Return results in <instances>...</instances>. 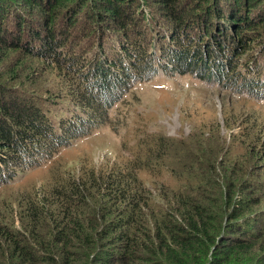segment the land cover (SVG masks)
Masks as SVG:
<instances>
[{
    "label": "trees",
    "instance_id": "1",
    "mask_svg": "<svg viewBox=\"0 0 264 264\" xmlns=\"http://www.w3.org/2000/svg\"><path fill=\"white\" fill-rule=\"evenodd\" d=\"M155 1L169 20L163 25L170 28L162 35V63L155 52L148 54L146 34L135 31L142 26L134 19L139 0H0L1 184L9 181L3 173L16 178L13 166L24 171L40 167L59 148L97 129L93 119L107 121L105 108L120 99L113 101L116 91L150 80L161 70L159 64L164 72L223 80L226 86L246 80L241 61L264 40V0ZM193 18L201 24L193 29L198 35L192 40ZM225 19L229 26L222 23ZM86 20L96 30L109 24L120 32L117 59L75 53L82 45L76 30ZM98 44L103 47L102 37ZM85 63L87 70L80 72L76 66L82 71ZM248 70L252 79L246 92H264V63L256 59ZM47 71L69 83L65 94L84 114L62 121L59 130L46 114L43 93L22 89L27 84L42 90L38 81ZM257 127L252 143L244 147L246 165L238 166L242 163L230 156L219 134L212 152L202 147L208 139L196 150L186 148L184 156L168 153L175 140L158 135L139 140V152L129 161L83 167L81 175L53 179L42 195L20 205V229L0 222V264H264V211L255 209L264 200V167L261 173L256 166L264 161V125ZM196 161L205 164L197 167ZM144 170L158 177L169 172L170 179L179 175L182 186L156 201L147 195Z\"/></svg>",
    "mask_w": 264,
    "mask_h": 264
},
{
    "label": "rangeland",
    "instance_id": "2",
    "mask_svg": "<svg viewBox=\"0 0 264 264\" xmlns=\"http://www.w3.org/2000/svg\"><path fill=\"white\" fill-rule=\"evenodd\" d=\"M145 1L146 3H142L144 0H139L140 4L136 7L134 19L141 21L142 26L135 31L140 36L146 34L148 54L155 52V60L162 63L158 57L162 53V35L168 34L166 31L170 29L163 25V22L169 20L161 14L158 9L160 7L155 3V0ZM140 5L142 12L146 15L144 20L140 13ZM182 5L185 3L182 2ZM215 6L218 9L217 2ZM13 8L12 6L11 10L14 14L15 9ZM262 8L260 12L264 16V8ZM222 13L225 14L224 11ZM254 13H257V10ZM192 21L194 24L192 29L190 28L192 30L190 31L191 39L197 37L198 30L193 32V29L199 28L201 24L197 22L200 21L198 19L193 18ZM222 23L224 26H229L227 19ZM93 24H95L93 21L86 20L85 24L82 23L80 29L76 30L80 34L82 45L77 48L75 53L84 57L88 56V59H91L93 55L101 58L106 56L110 62L114 61L121 53L120 32L115 31L116 29H113L109 24H104L105 28H101V31L100 29L96 30L95 26L92 28ZM63 30L64 28H62ZM74 31L75 29L73 33ZM92 36L97 38L90 40ZM98 37H102L103 47L98 44ZM263 46L264 40L257 42L242 58L241 62L247 67L245 70L243 65L241 66L243 78H246V80L242 79V82L241 79H238L237 83L231 81L226 86V82L223 80L222 83H216L212 80L209 82L202 81L189 74L164 72L162 64H159L158 68L161 70L150 80L136 81L131 85L130 91H116L113 101H116L119 96L120 99L114 102L110 106L111 108H105L107 121L100 123L101 117L93 119V123L97 124V129L87 136L73 139L69 146L59 148L54 157L40 167H32V169L24 171L13 166L11 169L17 173L15 179L10 180V176L3 173L2 179L9 181L7 184H1L2 180L0 179V222L15 223L14 227L20 229L22 211L20 205L25 204L38 192L39 195H42V189L49 185L53 179L81 175L83 167L95 166L98 169L129 161L139 152L136 149L138 141L145 137L149 139L152 136L163 135L171 138L175 142H173L172 151L167 148V152L184 156L186 148L196 150V148H200L203 141L208 139L211 141L202 147L205 153L212 152L216 147L219 134L226 140V147L229 146L230 156L242 163L238 166L246 165L249 153L244 147L249 142L252 143V133L258 130L256 126L264 125V96H261L264 95V92L251 89L255 92V96L246 92L252 79L248 65L256 59L258 64L264 63V51L260 50ZM165 51L167 52V50ZM87 67L88 64L81 71L79 66H76L80 72H85ZM113 68L116 67L113 66ZM43 75L45 77L42 80L38 81L37 79L39 83L41 82L42 90L33 91L27 84L22 86V89L28 94L37 93L41 95L43 93L46 100V114L55 129L59 130L62 121L84 115L83 110L80 106H76L72 100H69L71 99L70 95L65 94L68 93L69 83L63 82L61 76L53 74L51 71H47ZM80 84L82 85V82ZM46 90L48 93L45 92ZM60 93L63 95L61 96ZM96 95L100 97L101 94L96 91ZM55 96L65 98L56 99L58 97ZM102 108L104 110V106ZM246 125H252L253 129L250 130ZM156 138L153 139L152 137L149 140L152 141ZM183 140L188 142L181 146L180 142ZM254 143L256 144L255 140ZM165 159L169 164H178L175 158ZM196 163L197 167L205 164L204 161H196ZM220 164L222 167L227 166ZM153 165L157 167L156 163ZM256 166L257 172L263 173L264 161H260ZM257 175L259 174L256 173L255 177ZM171 176L172 174L169 172L162 173L158 177L154 174H147L145 170L142 171L141 179L146 184L147 195L156 201L163 202L167 194L172 193L175 187L182 186L177 179L179 175L173 176L175 177L173 179H170ZM212 194L214 197L213 191ZM255 209L264 211V200L262 205L256 206Z\"/></svg>",
    "mask_w": 264,
    "mask_h": 264
}]
</instances>
